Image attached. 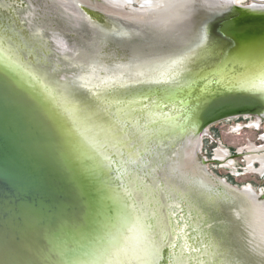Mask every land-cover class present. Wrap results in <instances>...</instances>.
I'll use <instances>...</instances> for the list:
<instances>
[{"label": "water", "instance_id": "95a60500", "mask_svg": "<svg viewBox=\"0 0 264 264\" xmlns=\"http://www.w3.org/2000/svg\"><path fill=\"white\" fill-rule=\"evenodd\" d=\"M218 12L224 13L209 21L201 39L192 45L186 44L185 37L166 44L158 41L161 51L181 50L101 72L104 78L113 75L122 79L119 85L104 87L101 98L84 85L80 78L85 74L77 75L74 70L61 71L64 76L56 74L58 70L35 51V45L17 38L7 42L0 27V47L8 48L23 67L13 69L0 59V264H84L102 247L105 255L109 245L117 248L122 264H150L146 256L121 242L114 210L103 199L104 182L97 178L104 171L84 153L80 130L86 127L92 136L106 135L120 127L113 120L117 111H125V103L136 99L143 108L155 104L158 111L171 112V121L182 126L160 135L168 141L165 152L169 157L173 150L179 152L189 137L201 136L215 124L240 117L264 120V90L259 88L264 85V10L235 5ZM90 14L97 18L94 10ZM13 18L18 25V19ZM105 36L111 37L104 45L106 52H110L111 41H122ZM141 44L133 52H139ZM127 52L116 48L117 55ZM52 60L66 66L59 58ZM26 72L38 78L35 83L29 82ZM103 77L95 74L90 79L97 82ZM138 77L153 80L138 83ZM244 80L251 84L247 89L241 87ZM40 84L54 90L56 96L44 99ZM213 162L204 161V165ZM204 179L211 187L208 176ZM212 188L224 190L234 199L232 207L239 205L237 190L224 183ZM261 197L264 195L258 200ZM230 213L224 222L230 226L227 242L237 262L264 264L252 252L249 238H242L241 223ZM189 239L194 245L193 238ZM169 243L166 239L152 264L173 263L177 240L173 246Z\"/></svg>", "mask_w": 264, "mask_h": 264}, {"label": "bare ground", "instance_id": "6f19581e", "mask_svg": "<svg viewBox=\"0 0 264 264\" xmlns=\"http://www.w3.org/2000/svg\"><path fill=\"white\" fill-rule=\"evenodd\" d=\"M17 1L23 2L21 3L22 7L27 5V10L22 17L28 16V19L29 16L30 18L34 17L36 10L39 11L37 6L44 3L47 9H54L58 18L65 25L80 31H87L88 20L105 23V19L101 18L102 15L114 19L113 22L117 23L114 26L124 34H128L130 32L126 30V26L123 24L138 25L147 13L145 10H136V7L128 9L123 4L126 0H120L122 4L110 0H75V2L74 0H38L37 5L30 0ZM142 1H140V7H142ZM195 1L197 0H193V2ZM227 2L230 3L228 6L211 7L201 0L202 6L217 10H229L232 6L237 5L236 0H227ZM130 3H136V1H130ZM156 3L158 1H154L150 7H160ZM250 6L254 10H264L262 4ZM9 8L3 10L0 7V27L5 31V34L1 36L7 42L17 38L22 43L35 45L38 49L35 51L38 53L40 51V54L46 57L44 60L51 63L54 70H58L54 71L56 74L69 70L68 65L57 64L52 59L63 57L65 60L74 61L80 51L78 44L68 41L59 31L47 32L48 36H45L44 26L42 28L36 27V30L33 29L35 40L32 39L29 34L30 27L28 28L23 24L21 18L13 13V8ZM92 10L97 13V18L94 17L95 13H93L94 15L90 14ZM13 17L18 19V25ZM45 39H48V42ZM50 45L54 46V49H51ZM23 46L25 47V45ZM38 53L34 55L35 60L39 58ZM0 59L13 69L23 70L19 59L12 55L8 48L0 47ZM82 69L81 74L86 76H82L80 79L88 90L99 98L104 96V93H101L104 87L112 84L119 85L122 82V79L118 80L113 75L107 78L101 75L103 79L100 81H91L92 75H87V70L84 67ZM62 75L64 76L63 73ZM25 77L32 83L38 79L34 74L27 72ZM50 78L52 76H49L48 79ZM147 79L150 78L138 77L135 80L138 83L149 82ZM52 80L57 83L54 78ZM241 82V87L244 89L251 86L250 82L245 80ZM259 88L264 90V85H259ZM39 89L45 96L44 99H51L56 96L54 90H50L44 84H40ZM123 108L125 111H117V119L113 120L114 123L115 121L117 123L115 125L120 127L112 132L103 136L96 134L92 136L86 127L80 130V134L83 136L80 143L84 153L98 168L100 167L104 171L103 174L99 173L97 178H101L104 182L103 199L109 202L108 204L114 210V226L121 234L119 236L121 242L132 247L133 251L138 252L139 255L146 256L150 264L158 260L160 249L165 246L166 239L170 240L171 246L177 240L178 254L172 253V264H235V256L230 243L227 242V227L230 226L224 222V218L226 219L231 212L241 223L242 238L247 236L252 252L264 260V200H258L259 195L251 189H238L227 185L224 181L230 190H237V194L240 195L239 205L232 207L231 204H234L235 200L231 199L224 190H214L208 187L207 183L204 182L208 173L205 168L196 163L201 148L202 135L189 137L179 152L176 151L168 157L165 152V145L168 141L165 142L164 139L160 138V135L172 127H178L177 123L171 121V112L158 111L155 104H148L143 108L140 104L137 105L136 99L125 103ZM75 117L81 120L80 116L75 115ZM117 134H123V136L119 138ZM174 155L177 157L180 155L179 160L182 159L183 161L181 162L182 165L178 164L179 169H177L180 173L173 167L177 158H174ZM134 166L136 169L133 170ZM110 167L114 169L110 171ZM178 174L182 176L179 177V182L182 185H179L172 178ZM187 174L193 176L191 179H193L192 182H196V185L191 183L187 187L183 184ZM225 202L229 203L226 204ZM190 236L193 238L194 245L190 243ZM102 248H100L101 251L95 253L89 262L86 261L84 264H122L121 257L114 250L117 249L115 246L109 245L105 255ZM114 251L117 254L115 257ZM112 257H114L113 260Z\"/></svg>", "mask_w": 264, "mask_h": 264}, {"label": "rangeland", "instance_id": "374dc122", "mask_svg": "<svg viewBox=\"0 0 264 264\" xmlns=\"http://www.w3.org/2000/svg\"><path fill=\"white\" fill-rule=\"evenodd\" d=\"M6 1L7 2L0 0V7H2L3 10L10 9L9 7L13 8V13L21 18L23 24H25L28 28L30 27L29 34L32 36V39H34L33 33L34 30H36V27L42 28L44 26L43 30L45 36H48L47 32L59 31V33L62 34L68 41H72V43L76 42L75 44H78L81 52H78L79 54H77L74 61H68V59L65 60L63 57H57L60 59L59 61L63 62L66 66L68 65L67 67L70 71L73 72L74 69V73H77V75H83L81 74V71L82 67H84V69L91 70V73L88 72L89 75L95 76L96 74L98 77L102 75L101 72L108 73L110 70L112 71L119 67L120 64L124 65V63H132L133 60L134 62L144 61L148 57L154 58L158 55L161 56L162 54L165 55L167 53H171L172 51L177 52L181 50L177 48V50L167 49V52L161 51V49L158 48L160 46L157 43L158 41L166 44L175 41L179 42L183 37H185L187 39L186 44L192 45L194 42L201 39L202 31L204 30V27L208 25L207 23L224 13L218 12L219 10L213 11L202 6L201 0H197L195 2H193V0H171V4L170 2L161 3L158 1L156 5H160V7H150V5H152V3L156 0H141L142 9H147L148 11V18H146L145 21L151 20L159 13L165 14L166 16H172V21L161 23L157 27L158 29H156L157 31L155 34L147 37L139 32V30L147 28L141 23V25L134 24L136 25V28L133 27L134 25L132 24H123L118 20L126 26V30L129 32L131 30L132 32V34L128 33L130 35H125L124 32L114 26V24H117L113 22L114 19L112 20L111 18H107V16H105V23L88 20L87 31H80L79 29L65 25V23L58 18L54 9H47V6L44 3L39 4L37 6L39 11L36 10L35 16L31 18L29 16L28 19V16L22 17L27 10V5L22 7L21 3L23 2L17 0ZM30 1H32L35 5L38 4V0ZM112 1H117L122 4V1L120 0ZM135 1L137 4H140L138 0ZM203 1L206 5L211 7L217 5L227 6V4L224 3V0ZM124 3L128 4L130 1L126 0ZM236 3L237 5L247 6L253 4L264 5L262 0H236ZM104 33L106 35L119 37L121 38L120 40H122L119 43L114 40L111 41L110 44H112H109L110 52L104 51V45L108 42L106 40L111 37H104ZM45 41L48 42V39H45ZM141 41H145L144 44L139 43ZM138 44H141V47H139L140 53L133 52V48L138 47ZM116 48L122 51L127 50L128 52L126 55H117ZM159 51L162 53H158ZM202 143L203 144L198 152L199 154L197 155L196 163H198L200 167L202 166V168L206 169L208 173L206 176H208V179L210 180L208 181V184H210L211 187L215 188L216 186H221V184L223 185V183L225 184L226 182L227 185H231L238 189L251 186L257 193L264 195V191L262 190V188H264V120H260L258 118L240 117L215 124L202 135ZM260 149H262V151H260ZM173 151L174 152L172 154L176 152V149ZM228 156H230L229 159H227ZM222 157H224V159H222ZM174 158H176L175 155ZM211 160H215L216 162L204 165V161ZM175 162L179 163V160H175L174 163ZM174 163L173 167L177 169V164L175 163L174 165ZM189 176L190 175L187 174L186 177ZM175 177L176 176L172 177L173 180L179 183V185H182L179 182L180 178ZM189 178H191V176ZM192 181V179L189 180L186 178L183 184L187 187H189L191 183L196 185V182ZM262 200H264V197H261L260 201ZM222 211L224 212L223 209ZM234 261L235 264L239 263L236 258H234ZM241 261H243L242 258Z\"/></svg>", "mask_w": 264, "mask_h": 264}, {"label": "flooded vegetation", "instance_id": "af4514ba", "mask_svg": "<svg viewBox=\"0 0 264 264\" xmlns=\"http://www.w3.org/2000/svg\"><path fill=\"white\" fill-rule=\"evenodd\" d=\"M111 2H113L112 0H110ZM130 1H135V0H130ZM139 2L141 1V0H138ZM156 1H160L161 3L162 2H165V3H168V2H170V4H171V0H156ZM224 1H226V4H227V6L230 4L229 2H227V0H224ZM264 0H262V2H263ZM128 9H130V7H132V8H134V7H136V10H145L147 13H146V15H145V17L143 18V21H141V24L142 25H145L147 28H145V29H147V30H145V29H143V30H139V32H140V34H143L144 36H147V37H149V36H153L154 35V33L157 31L156 29H158L157 27L161 24V23H167V22H170V21H172L171 20V15H169V16H166L165 14H162V13H159V14H157L156 15V17H153L151 20H147V21H145V19L146 18H148V11H147V9H142V7H140V4H137V3H123ZM137 4V5H136ZM127 5H129V6H127ZM144 8V7H143ZM178 19H179V17H178ZM134 27V26H133ZM136 27V26H135ZM126 35V34H125ZM128 35H130V34H128ZM170 38V37H169ZM258 119H260V118H258ZM260 120H262V119H260ZM202 144L203 143H201V146H202ZM230 158V156H228L227 157V159H229ZM229 161V160H228ZM216 162V161H215ZM263 175H264V173H263ZM236 188V187H235ZM245 188H248V189H251V190H253L255 193H257L254 189H253V187H251V186H249V187H244L243 189H245ZM262 190L264 191V188H262ZM259 196H260V194L259 193H257Z\"/></svg>", "mask_w": 264, "mask_h": 264}]
</instances>
